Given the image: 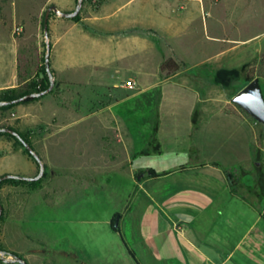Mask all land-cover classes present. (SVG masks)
<instances>
[{
  "label": "crops",
  "instance_id": "0c3cea01",
  "mask_svg": "<svg viewBox=\"0 0 264 264\" xmlns=\"http://www.w3.org/2000/svg\"><path fill=\"white\" fill-rule=\"evenodd\" d=\"M201 1L207 7L204 17L200 0L84 4L80 22L96 30L101 36L97 39L73 18L56 17L50 24L55 57L51 68L57 79L73 85L87 82L84 71L91 70L95 61L108 68L110 79H134L141 86L130 96L134 107L118 124L125 160L130 165L134 161L133 169L145 172L135 184L130 206V225L141 244V264H238L234 258L259 249L257 241L264 238V168L259 162L264 149L253 131L255 124L236 104L221 98L214 100L218 104H207L205 88L174 80L184 73L181 62L188 72L185 76L195 80L200 74L195 71L212 60L218 70L238 68L244 61L251 63L249 69H259L264 44H253L258 35L247 39L223 35L238 34L245 26V16L259 15L254 8L259 0H251L246 10L232 4L225 9V17ZM156 37L179 52H160ZM207 44L216 49L213 57L206 55ZM244 53L246 58L241 61ZM167 59L178 65L175 72L161 71ZM0 64V91L35 77L34 73L20 75L15 47L9 65L4 60ZM258 79L264 82V77ZM149 95L152 106L143 109L147 110L144 114L138 99ZM166 103L175 113L171 125L159 115L160 105ZM36 108L19 105L14 114L23 119ZM171 130L176 137L169 136ZM86 141V153L93 155L96 142L93 137ZM105 144L109 143L102 144L103 152L109 149ZM72 153L71 159L78 158V149ZM231 161L234 164L229 165ZM24 162L26 170L14 169L13 174L34 177L35 163ZM24 258L30 263L29 257Z\"/></svg>",
  "mask_w": 264,
  "mask_h": 264
},
{
  "label": "rangeland",
  "instance_id": "374dc122",
  "mask_svg": "<svg viewBox=\"0 0 264 264\" xmlns=\"http://www.w3.org/2000/svg\"><path fill=\"white\" fill-rule=\"evenodd\" d=\"M206 1L224 17L225 9L232 4L238 3L242 6L239 9L246 10V6L251 3V0ZM200 4L203 17L207 16V7H203L201 0ZM52 5L60 12L71 13L76 10L78 0H0V63L4 60L9 65L12 48L15 47L20 75L34 73L32 80H41L49 47L50 59L52 56L50 69L52 65L55 67L50 24L51 20L61 16L51 12L47 33L44 30L45 12ZM254 6L260 12L259 15L245 16V26L238 34L230 32L223 35L240 39L258 35L253 44H264V0L256 1ZM83 11L82 3L73 20L97 39L99 36L96 30L80 22ZM252 21L256 22L255 25L248 26ZM18 24L24 28L19 36L13 34V28ZM155 39L160 52L172 55L179 52L167 48L168 45L159 38ZM215 52L216 49L207 44V57H213ZM245 58L246 53L241 56V61ZM93 64L91 70L84 71L89 80L74 85L57 79L55 69H52L51 92L8 110H0V128H12L26 136L45 168L37 181L5 183L0 187L3 207L0 217V248L24 259L28 264H141L138 258L141 244L135 237L133 225H130V206L136 194L135 184L144 178L145 172L133 169L134 161L130 165L125 160L126 153L119 144L122 134L118 129L126 111L134 107L135 101L130 96L138 92L141 86L134 79L119 76L110 79L107 67L95 61ZM178 64L180 72L184 73L174 78L175 81H185L194 87L205 88L207 104H218L214 100L221 98L233 105L231 99L246 84L245 75L251 65L244 61L237 68L242 70L241 79L233 83L232 88L223 89L213 82V75L219 67L213 60L195 71L200 73L196 80L185 76L188 72L183 62ZM259 82L264 96V82ZM138 100L137 105L145 114L152 106L151 95ZM19 105L37 108L21 119L14 114ZM160 106L161 119L171 125L176 121L172 117L175 115L174 110L167 103ZM148 114L149 117L153 115L152 112ZM243 116L255 124L253 131L256 132L259 146L264 149V124L257 123L245 112ZM170 133V137H176L174 131ZM88 137H93L96 142L93 155L86 153ZM104 140L109 143L105 144L109 149L107 147L103 152L101 146ZM79 142L84 145L77 146ZM73 149H78V158L71 159ZM26 159L35 163L33 176H36L40 170L39 164L23 144L12 137L0 135V177L15 175L14 169L22 172L26 170ZM259 162L264 168V152ZM230 164L234 163L231 161ZM117 216L119 219L116 226ZM257 243L261 244L259 249H253L247 254L242 252L234 261L238 264H264V238ZM25 256L29 257L30 263ZM3 258L9 257L0 255V264H6Z\"/></svg>",
  "mask_w": 264,
  "mask_h": 264
},
{
  "label": "water",
  "instance_id": "95a60500",
  "mask_svg": "<svg viewBox=\"0 0 264 264\" xmlns=\"http://www.w3.org/2000/svg\"><path fill=\"white\" fill-rule=\"evenodd\" d=\"M83 0H78V5L76 7V10L71 13H65V12H60V10L52 5L50 6L46 12H45V18H44V30L45 33H47V23H48V18L50 16L51 12H54L56 14H59L63 18H74L80 11V7L82 6ZM45 70L46 73L50 79V86L42 92L38 93H32L29 95H26L22 98L13 100V101H0V107L8 106V105H15L23 102L26 99L30 98H40L42 96H45L49 92H51L53 88V76L51 73L50 69V49L48 47L47 54L45 56ZM231 101L236 104L238 107H240L242 110H244L251 118H253L257 123L259 124H264V97L262 94L260 82L258 78H254L250 82H248L240 91H238L234 97L231 99ZM0 133H7L12 136H14L17 140H19L23 146L26 148V150L34 157L36 162L39 164L40 170L39 173L34 176V177H24L20 175H10L6 174L0 177V182L8 179H15V180H21V181H29V182H34L39 180L43 173H44V164L39 157V155L34 151L32 146L27 143L21 135L13 130L12 128H0ZM3 212V207L0 202V217ZM119 216L116 217L115 220V225L117 226ZM0 255L5 257L8 256L9 258H3V262L6 264H11V263H18V264H28L24 259L15 256L13 254H10L2 249H0Z\"/></svg>",
  "mask_w": 264,
  "mask_h": 264
},
{
  "label": "trees",
  "instance_id": "16d2710c",
  "mask_svg": "<svg viewBox=\"0 0 264 264\" xmlns=\"http://www.w3.org/2000/svg\"><path fill=\"white\" fill-rule=\"evenodd\" d=\"M83 4H84V2H83ZM263 65H264V59L262 61V65L260 66L259 69H254V68L252 69L251 68V69H249L246 72V75H245L246 84L248 82H250L251 80H253L255 77H258V78H263L264 77ZM160 69H161V71H167L168 73L169 72H175L178 69V65L172 59H167L161 64ZM43 72H44V77L41 80H32L31 79L28 82L19 85L18 87L0 91V101H13V100L22 98V97H24L26 95H29V94H32V93H38V92L45 91L48 88V86H49V78H48V75L46 73L45 67L43 69ZM241 74H242V70L241 69H237V68H233V69H226V68L219 69L213 75V82L216 85L221 86L223 89H230V88H232L233 83H235V82H237V81H239L241 79ZM241 89H239V91ZM34 99L35 98L26 99V100H24L23 102H21L19 104L27 103V102H30V101H32ZM15 105H18V104H15ZM15 105H8V106L0 107V110H2V111L8 110V109L12 108ZM15 131H17V130H15ZM19 134L21 135V137L27 143H29V141H28L26 136H24L21 133H19ZM0 135H5V136H8V137H12L17 142L21 143L19 140H17L14 136H12L10 134L0 133ZM30 156H32V155L30 154ZM26 182L27 181L8 179V180H4V181L0 182V187L3 184H5V183L20 184V183H26ZM13 255H15V254H13Z\"/></svg>",
  "mask_w": 264,
  "mask_h": 264
},
{
  "label": "built area",
  "instance_id": "2783aa9c",
  "mask_svg": "<svg viewBox=\"0 0 264 264\" xmlns=\"http://www.w3.org/2000/svg\"><path fill=\"white\" fill-rule=\"evenodd\" d=\"M101 1L103 0H83L84 4H87L91 7H97ZM176 1H179V2H183V1H186V0H176ZM24 31V28L22 25L18 24V25H15L14 28H13V34L14 35H21ZM130 87H132L131 85H129Z\"/></svg>",
  "mask_w": 264,
  "mask_h": 264
}]
</instances>
